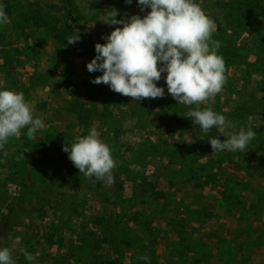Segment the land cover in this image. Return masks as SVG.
I'll list each match as a JSON object with an SVG mask.
<instances>
[{
    "label": "rangeland",
    "instance_id": "rangeland-1",
    "mask_svg": "<svg viewBox=\"0 0 264 264\" xmlns=\"http://www.w3.org/2000/svg\"><path fill=\"white\" fill-rule=\"evenodd\" d=\"M93 1L118 20L150 12L138 0ZM195 2L215 21L227 69L209 106L235 124L229 131L256 132L243 153L213 154L209 138L226 137L187 118L167 73L157 82L164 97L140 101L91 82L103 74L87 70L95 45L122 25L62 23L66 40L46 43L23 39L11 18L0 25V90L23 92L45 124L35 141L25 128L0 149V248L14 264H31L20 249L35 264H264V0ZM92 128L117 164L110 187L85 178L63 151Z\"/></svg>",
    "mask_w": 264,
    "mask_h": 264
},
{
    "label": "clouds",
    "instance_id": "clouds-1",
    "mask_svg": "<svg viewBox=\"0 0 264 264\" xmlns=\"http://www.w3.org/2000/svg\"><path fill=\"white\" fill-rule=\"evenodd\" d=\"M126 3L131 4L132 0ZM138 7L142 12L150 8V12L144 18L134 15L127 20L116 19L119 13L115 9L103 15L105 24L122 27H115L109 36L102 37L107 41L104 45H95L97 55L87 64V70L103 74L91 82L109 85L113 92L140 101L164 97L165 90L157 87V82L162 73H167V91L179 105L189 106L187 118L205 134L215 127L226 137L223 142L217 137L209 138L213 154L225 150L243 153L256 132L251 127L229 131L235 124L209 106L227 82L225 62L218 54L221 43L212 38L217 30L214 19L195 0H138ZM9 19L5 6L0 4V25H7ZM79 39L75 35L67 43L74 44ZM44 127L43 120L34 117L23 92L0 90V149L9 138H19L25 128L26 137L35 141L36 133ZM63 151L85 178L95 177L109 187L115 183L116 161L95 128L71 144L66 141ZM129 167L136 172L141 170L136 164ZM20 251L35 264V256L24 249ZM0 264H14L9 247L0 248Z\"/></svg>",
    "mask_w": 264,
    "mask_h": 264
},
{
    "label": "crops",
    "instance_id": "crops-1",
    "mask_svg": "<svg viewBox=\"0 0 264 264\" xmlns=\"http://www.w3.org/2000/svg\"><path fill=\"white\" fill-rule=\"evenodd\" d=\"M0 4L5 6L6 13L12 19L10 23L17 24L23 29V39H41L45 43L52 40H66L65 32H61L62 23L73 25L95 23L97 25L102 22L103 15L108 10L106 1H100L97 5L93 0H85V2L84 0H0ZM45 24L50 25L51 29L47 26L41 27ZM50 30L54 33L53 38L44 33L46 31L49 33ZM4 36L6 41H13L7 34ZM16 58L22 57L18 55ZM233 231L234 228L230 229L229 233Z\"/></svg>",
    "mask_w": 264,
    "mask_h": 264
},
{
    "label": "trees",
    "instance_id": "trees-1",
    "mask_svg": "<svg viewBox=\"0 0 264 264\" xmlns=\"http://www.w3.org/2000/svg\"><path fill=\"white\" fill-rule=\"evenodd\" d=\"M81 115V114H80ZM82 117L84 116V118H83V121H86V119L89 117V115L87 114H85V115H81ZM81 116H80V118H81Z\"/></svg>",
    "mask_w": 264,
    "mask_h": 264
}]
</instances>
